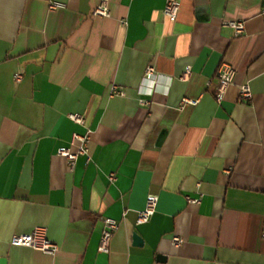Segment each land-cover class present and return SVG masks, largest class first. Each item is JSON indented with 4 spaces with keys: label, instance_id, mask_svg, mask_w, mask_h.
Returning <instances> with one entry per match:
<instances>
[{
    "label": "crops",
    "instance_id": "crops-1",
    "mask_svg": "<svg viewBox=\"0 0 264 264\" xmlns=\"http://www.w3.org/2000/svg\"><path fill=\"white\" fill-rule=\"evenodd\" d=\"M48 1L0 0V264H264V0H173V21L168 0H109L107 17L101 0ZM223 62L235 77L218 103ZM87 132L71 170L57 150ZM35 227L55 255L11 244Z\"/></svg>",
    "mask_w": 264,
    "mask_h": 264
},
{
    "label": "built area",
    "instance_id": "built-area-1",
    "mask_svg": "<svg viewBox=\"0 0 264 264\" xmlns=\"http://www.w3.org/2000/svg\"><path fill=\"white\" fill-rule=\"evenodd\" d=\"M109 0H101L100 3L94 8L92 14L94 16L107 17L109 16L108 9ZM49 9L54 10L57 8L64 7L65 4L61 0H49L48 1ZM163 12L165 16L170 20H175L178 12H179V4L176 1L168 0ZM235 32L236 35H239L244 30V22L243 21H230L227 23ZM155 68L153 65H148L144 72L143 79L145 81L152 80L155 77ZM189 74V71L185 73V75ZM184 75V76H185ZM235 77V69L228 63L223 62L219 65L217 69V80L218 86L217 91L215 93V98L218 103H220L225 96L226 90L230 85L233 84ZM15 80L19 81L21 79L20 74L15 75ZM239 89V101L247 103L252 98V90L248 83H243L238 86ZM150 94H152L153 89L150 90ZM111 95L118 94L123 95V91L119 90L115 85L111 86ZM142 104H149L150 101L140 100ZM184 103L195 104V100H191L189 98L183 99ZM68 118L79 124H84V118L79 113H69ZM90 139V132L85 134L73 133L71 142L69 146L60 147L57 150V154L64 157L69 165V168L72 170L75 165V161L78 156L85 155L89 160V148L88 143ZM72 146H76V150H72ZM116 178V174L114 172L109 174V180L114 181ZM188 201L190 203H199L200 199L198 198H190L188 197ZM158 202L157 195L149 194L146 197V202L144 208L139 211L136 219V224L141 225L149 222L156 211V206ZM104 227L101 233L100 243L98 250L102 253H108L110 250V242L113 234L117 231L119 227V223L116 219L111 217L103 218ZM262 237L264 238V232L262 233ZM174 245H180L183 240L178 236H173L171 239ZM12 245L17 246H26L31 247L33 249L42 251L43 253L49 255H55L59 251V245L52 240H50L46 235V229L44 227H35L32 231L25 234L14 235L11 239Z\"/></svg>",
    "mask_w": 264,
    "mask_h": 264
},
{
    "label": "water",
    "instance_id": "water-1",
    "mask_svg": "<svg viewBox=\"0 0 264 264\" xmlns=\"http://www.w3.org/2000/svg\"><path fill=\"white\" fill-rule=\"evenodd\" d=\"M133 239H134V241H135V243L137 245H141L142 244V239L137 234L133 235Z\"/></svg>",
    "mask_w": 264,
    "mask_h": 264
}]
</instances>
